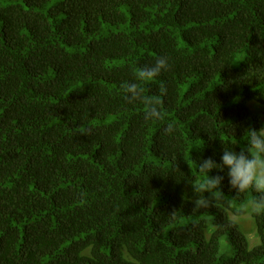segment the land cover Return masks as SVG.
<instances>
[{
    "label": "trees",
    "instance_id": "trees-1",
    "mask_svg": "<svg viewBox=\"0 0 264 264\" xmlns=\"http://www.w3.org/2000/svg\"><path fill=\"white\" fill-rule=\"evenodd\" d=\"M158 57L145 119L122 85ZM252 103L264 0H0V264H264L260 194L197 168L248 150Z\"/></svg>",
    "mask_w": 264,
    "mask_h": 264
},
{
    "label": "clouds",
    "instance_id": "clouds-1",
    "mask_svg": "<svg viewBox=\"0 0 264 264\" xmlns=\"http://www.w3.org/2000/svg\"><path fill=\"white\" fill-rule=\"evenodd\" d=\"M168 69V62L165 57H158L154 64L146 65L135 73L136 82L122 85L125 98L129 102H141L145 106V119H161L162 101L159 97H146L143 95L144 89L141 83H146L160 75L162 71ZM173 125L169 124L167 131H172ZM248 150L240 152L224 150L220 157V163H216L212 158L201 160L197 163L198 171L205 174L204 189L205 193H212L218 190L224 179L223 176H210L209 173L213 169L223 171L228 169V182L237 194L253 190L259 193L258 199L251 202L252 212L259 215L264 212V128L260 130H248ZM255 150L258 155H252ZM212 203L210 198L198 196L194 200V209L207 208Z\"/></svg>",
    "mask_w": 264,
    "mask_h": 264
},
{
    "label": "rangeland",
    "instance_id": "rangeland-1",
    "mask_svg": "<svg viewBox=\"0 0 264 264\" xmlns=\"http://www.w3.org/2000/svg\"><path fill=\"white\" fill-rule=\"evenodd\" d=\"M252 108L254 110L259 111L264 116V106L259 107L256 104L252 103ZM240 220H241V223L243 224V227L249 232V236L252 238V243L255 244L257 242V239L255 237V232H254L250 214L243 216ZM224 243H225V240L223 239L221 242V245L223 246Z\"/></svg>",
    "mask_w": 264,
    "mask_h": 264
}]
</instances>
